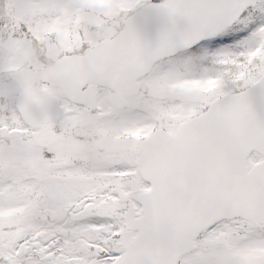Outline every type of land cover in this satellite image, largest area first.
Listing matches in <instances>:
<instances>
[{
  "label": "snow or ice",
  "instance_id": "1",
  "mask_svg": "<svg viewBox=\"0 0 264 264\" xmlns=\"http://www.w3.org/2000/svg\"><path fill=\"white\" fill-rule=\"evenodd\" d=\"M0 264H264V0H0Z\"/></svg>",
  "mask_w": 264,
  "mask_h": 264
}]
</instances>
